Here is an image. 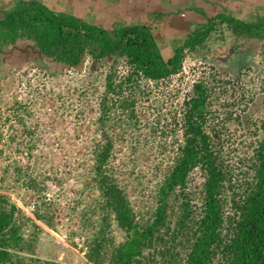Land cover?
I'll list each match as a JSON object with an SVG mask.
<instances>
[{
  "label": "rangeland",
  "instance_id": "1",
  "mask_svg": "<svg viewBox=\"0 0 264 264\" xmlns=\"http://www.w3.org/2000/svg\"><path fill=\"white\" fill-rule=\"evenodd\" d=\"M12 1L0 0V4ZM40 1L108 29L134 23L150 26L164 58L191 30L217 12L225 10L245 19L264 14V0ZM111 65L116 66L117 79L126 76L128 66L122 57L110 55L94 61L86 56L78 66L69 67L41 58L26 41L0 48V193L39 226L40 230L27 229L35 239L33 251L26 254L40 261L87 263L90 235L88 226L77 216L89 203L87 192L72 217L68 212L74 206L73 191L91 177L92 147L100 142L102 133L98 101ZM200 80L210 86L206 129L215 133V145L228 176L238 185L246 178L264 119V40L236 38L222 26L209 38L205 55L185 53L177 74L157 82L138 80L141 91L134 95V125L128 126L120 110L114 114L122 125L119 130L112 129L116 138L110 166L142 223L153 217L161 176L182 142L184 100ZM127 94L125 89L123 96ZM19 119L29 130L36 124L34 138L24 131ZM53 119L55 123L50 125ZM33 141L36 147L29 150L27 146ZM203 181L199 168L190 173L186 192L195 213L201 205ZM34 182L43 193L28 187ZM65 187L70 189L66 202L60 194ZM32 205L34 211L30 210ZM49 206L53 207L54 228L34 215ZM169 219L174 222V217ZM111 236L115 243L122 241L121 232Z\"/></svg>",
  "mask_w": 264,
  "mask_h": 264
},
{
  "label": "trees",
  "instance_id": "2",
  "mask_svg": "<svg viewBox=\"0 0 264 264\" xmlns=\"http://www.w3.org/2000/svg\"><path fill=\"white\" fill-rule=\"evenodd\" d=\"M222 26L236 38L264 40V14L245 19L224 10L191 30L164 58L152 28L142 23L108 29L54 10L40 0L0 4V48L19 40L29 42L41 58L69 67L78 66L86 56L99 61L110 55L125 58L128 66L122 79H117L115 65L105 75L98 101L101 140L92 147L90 180L75 188L74 206L68 212L72 217L87 192L89 203L77 214L90 235L86 264H264V119L246 178L240 185L232 184L215 145V133L206 129L210 86L205 81L195 82L191 96L184 100L182 142L161 176L151 220H137L134 205L110 166L116 138L112 129L119 130L122 125L114 114L120 110L128 126L134 125V95L141 91L138 80L157 82L177 74L185 53L205 55L209 38ZM125 89L128 94L123 96ZM18 121L22 124L21 119ZM53 123L54 119L50 125ZM23 127L34 138L36 124L31 130ZM27 147L31 150L36 143ZM196 168L204 173L197 213L186 192L190 173ZM28 185L43 193L38 183ZM69 191L68 187L61 188L65 202ZM52 211L49 206L34 215L54 228ZM170 216L174 217L173 224ZM33 227L40 230L7 195L0 193V264H59L26 254L33 251L35 235L27 234V229ZM115 231L122 233L118 243L111 236Z\"/></svg>",
  "mask_w": 264,
  "mask_h": 264
},
{
  "label": "built area",
  "instance_id": "3",
  "mask_svg": "<svg viewBox=\"0 0 264 264\" xmlns=\"http://www.w3.org/2000/svg\"><path fill=\"white\" fill-rule=\"evenodd\" d=\"M150 82H151V80H149ZM30 210L31 211H34V205H32L31 207H30Z\"/></svg>",
  "mask_w": 264,
  "mask_h": 264
},
{
  "label": "crops",
  "instance_id": "4",
  "mask_svg": "<svg viewBox=\"0 0 264 264\" xmlns=\"http://www.w3.org/2000/svg\"><path fill=\"white\" fill-rule=\"evenodd\" d=\"M143 24V23H142ZM171 54H169L168 56H167V58L170 56Z\"/></svg>",
  "mask_w": 264,
  "mask_h": 264
}]
</instances>
